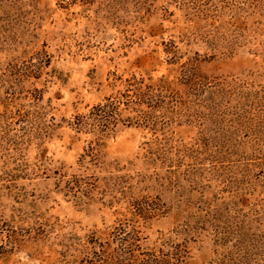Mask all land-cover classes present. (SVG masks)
<instances>
[{"label": "rangeland", "instance_id": "1", "mask_svg": "<svg viewBox=\"0 0 264 264\" xmlns=\"http://www.w3.org/2000/svg\"><path fill=\"white\" fill-rule=\"evenodd\" d=\"M107 98L109 135L72 128ZM134 241L124 264H264V0H0V264Z\"/></svg>", "mask_w": 264, "mask_h": 264}, {"label": "trees", "instance_id": "2", "mask_svg": "<svg viewBox=\"0 0 264 264\" xmlns=\"http://www.w3.org/2000/svg\"><path fill=\"white\" fill-rule=\"evenodd\" d=\"M134 93L140 101L132 105L141 107V105L144 104L142 100H146L148 94L143 90H136ZM123 107L129 108L131 106L126 105L125 102H122L120 99L107 98L104 102L93 107L89 115L76 116L72 128L83 134H93L98 138L105 137L113 131L120 121L123 110L127 109ZM135 243L136 241H134V244L130 242H121L123 248L121 251H118L119 253L113 258L112 263L124 264L126 260L122 259L120 253H122V255H127L129 247H132L134 251V248L137 246Z\"/></svg>", "mask_w": 264, "mask_h": 264}]
</instances>
